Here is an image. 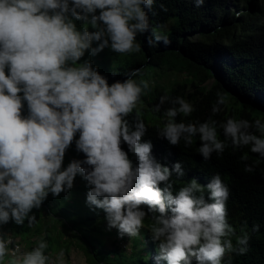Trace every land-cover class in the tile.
Listing matches in <instances>:
<instances>
[{
	"label": "clouds",
	"instance_id": "1",
	"mask_svg": "<svg viewBox=\"0 0 264 264\" xmlns=\"http://www.w3.org/2000/svg\"><path fill=\"white\" fill-rule=\"evenodd\" d=\"M152 2L0 0V223L12 219L23 225L27 219L31 226L36 216L29 213L39 209L49 193L58 197L65 188L71 189L79 174L89 188L87 203L106 213L109 228L118 229L120 238L137 236L145 217L154 221L150 232L154 241H160L157 264L160 260L167 264H193V260L196 264H222L226 252L236 249L229 238L235 235L227 220L229 189L221 177L216 175L207 186L214 203L205 201L204 188L196 180L176 195L171 183L162 189L160 184L170 181V169L152 157L150 141L141 142L147 131L145 123L140 120L130 130L126 119L148 83L128 79L109 85L90 61L75 66L93 41H102L93 54L109 47V39L111 50L118 54L139 52L137 33L148 29L142 5L150 8ZM73 21H84L83 30H77ZM88 24L97 30L90 33ZM153 35L156 41L170 42L156 30ZM148 42L151 44V39ZM69 62L73 66H68ZM141 71L133 69L125 75L137 76ZM217 96L218 103L224 104L225 96L220 92ZM25 101L27 117L22 115ZM175 103L179 107L166 111L167 123L159 133L171 145H178L182 136L186 145H192L199 134V153L205 159L214 151L222 154L229 139L234 149L250 146L252 153L264 158V123L260 120L253 125L248 120L227 119L219 124L225 137L222 141L215 120L176 123L178 114L188 117L194 109L180 97ZM155 110L159 111V106ZM219 111L213 106V114ZM253 126L259 136L248 131ZM77 133V150L86 158L61 170ZM122 142L128 151L122 149ZM129 152L138 159L135 167ZM180 167L177 163L175 170L179 172ZM141 205H146L147 211ZM254 230L258 231L259 225ZM2 240L0 260L7 251ZM248 240L247 234L237 237L238 254L247 252ZM46 248L47 243L41 240L14 264H47ZM62 257L63 252L57 258L60 264Z\"/></svg>",
	"mask_w": 264,
	"mask_h": 264
},
{
	"label": "trees",
	"instance_id": "2",
	"mask_svg": "<svg viewBox=\"0 0 264 264\" xmlns=\"http://www.w3.org/2000/svg\"><path fill=\"white\" fill-rule=\"evenodd\" d=\"M147 8L148 29L142 34L137 33L135 41L140 44L139 52L119 54L108 60L110 54L116 52L111 50L110 54L99 58L88 50L75 66L90 61L109 85L124 83L128 79L138 84L141 81L148 83L149 87L144 89L136 107L126 119L130 130H134V124L140 120L145 123L147 131L141 142L150 141L153 145L152 157L170 169V181L162 182L160 187L163 189L167 183H171L172 194L176 195L180 188L196 180L204 188L205 201L214 203L209 198L211 193L207 186L219 175L229 189L227 220L235 229V235L229 238L236 249L226 252L222 264H264V158L252 153L250 146L234 149L231 140H225L223 130L219 127L229 118L248 120L253 125L256 120L264 123V0H203L202 3L200 0H153L151 7ZM154 30L170 42L165 44L163 39L156 41ZM68 66L73 65L69 62ZM133 69L142 71L137 76L125 75ZM170 74L184 79L171 86L157 82ZM218 92L225 96L224 104L218 103ZM178 97L190 103L194 110L188 117L178 114L174 118L175 122L195 124L207 120L217 121L218 139L225 140L226 145L222 154L214 151L210 158L205 159L199 153L202 146L199 134L193 138L192 145H186L183 136L178 145H171L160 136V130L167 123L165 113L169 108L179 107L175 103ZM161 98H165L163 103ZM23 103L22 115L27 117V102ZM156 106H159V111L155 110ZM213 106L220 109L219 113L213 114ZM137 112L140 113L139 117ZM248 131L260 135L254 126ZM78 138L79 133L65 152L61 170L67 168L73 157L77 161L86 158L77 150ZM121 147L128 151V146L123 142ZM245 155L246 160L242 159ZM129 159L133 161L134 167L137 166L138 159L131 152ZM177 163L181 166L179 172L175 170ZM249 166L252 167L250 172L246 171ZM75 180L80 184L77 188L88 190L87 186L84 189L81 186L87 184L83 176L78 174ZM75 189L65 188L60 195L71 199ZM59 206L57 197L49 193L41 207L29 213L30 216H36V222L31 226L27 219L23 225L10 219L4 223L6 226H0H9L8 230L14 236L25 237L32 228L45 225L46 231L41 233L39 229L38 236L47 243L44 252L49 255L54 250L52 240L56 239L52 233L56 227L52 224L58 223L82 238L94 264H109L107 256L110 253L104 250L102 242L98 239L97 246L91 245L80 231L83 228L93 235L97 231V222L104 228L106 213L98 219L88 220L84 219L87 216L84 217L81 211H77L72 216L70 213L63 223L53 210ZM141 209L147 211V206L141 205ZM44 212H48L51 223L43 221ZM61 212L64 210L61 209ZM143 223L147 228L135 238V243H140L141 249L132 251L131 259L124 260L126 264H157L155 257L160 241H154L150 232L154 221L145 217ZM255 225H259L258 231L254 230ZM50 226L52 228L48 229ZM244 234L248 235L249 240L247 252L241 255L238 254L241 246L237 245L236 239ZM158 264L167 262L160 260Z\"/></svg>",
	"mask_w": 264,
	"mask_h": 264
},
{
	"label": "rangeland",
	"instance_id": "3",
	"mask_svg": "<svg viewBox=\"0 0 264 264\" xmlns=\"http://www.w3.org/2000/svg\"><path fill=\"white\" fill-rule=\"evenodd\" d=\"M77 30L82 31L85 27L84 21H77L76 23ZM80 26L82 27L81 29ZM102 26V25H101ZM88 31L94 32L97 29H93L90 24L87 25ZM107 38V37H105ZM102 43V41H93L91 48L89 49L91 53H93V50L97 49L99 44ZM111 42L109 41V47L104 48L102 51L96 52L95 54L97 57L101 58L104 54H110L111 53ZM118 53H112L110 54V58H115ZM108 62V61H107ZM105 63V62H103ZM175 74V73H173ZM173 74L165 76V78L161 80H157L158 83H165L168 86H171L174 82L183 80L184 78L181 76H175ZM151 83H153L151 81ZM84 156V154H83ZM77 161L75 157L72 158L73 161ZM80 185L76 180L73 182V189H75V193H71V199H67L62 195H59L57 197V201L60 202V206L58 208H54V212L57 213L56 215L62 220L63 223H65V219H68L71 213L81 211V213L89 218L88 220L98 219L99 217H102L104 214V211L102 209H97L94 206H91L87 203V194L89 191V188L87 184L81 185L84 188H88L86 191H82L80 188H77V186ZM77 192V193H76ZM85 197V200L83 198ZM61 209L64 210V212H61ZM48 213V212H47ZM46 212H44L42 219L45 222H50V217L47 215ZM60 214V215H59ZM83 219V220H84ZM51 223V222H50ZM97 231L92 235L88 234L84 231V229H80V231L83 233L84 237L89 241V244H93L94 246H97L98 239L102 242L103 248L106 252L110 253L107 257L109 259V264H126L127 261H124L125 259L129 261V258L132 255V251H140L141 245L140 243H135V238H138L139 235L134 237H129L128 235H124L123 238H120L118 229L116 228H109L108 221L106 220L104 222V225L102 228L101 223L97 222ZM0 225H5L4 223H0ZM56 227V230H53V237L56 239L52 240L53 245V252L49 253V255H46L49 259L47 261V264H60V260L57 258L59 257L60 253L63 252V257L61 258L63 264H94L93 259L91 255L88 253V247L83 243L82 238L76 233L73 234L71 231H67L65 226H62L60 224H52V226ZM6 226V225H5ZM9 228V226H7ZM8 228H4L3 226H0V241L3 237L9 236L12 237L7 243L11 244V240L14 243L12 247L6 248V254L2 260H0V264H14L17 260H22L23 255L27 252H30L32 249L38 246V243L42 240L38 236V230L41 233H44L46 231V226L43 225L41 228L34 227L30 232L26 234L25 237L22 236H14ZM52 228L51 226L48 228ZM147 228L145 223H143V227L141 228L139 234L143 232V229ZM45 251V250H44ZM131 259V258H130ZM193 264H196L195 260H193Z\"/></svg>",
	"mask_w": 264,
	"mask_h": 264
},
{
	"label": "built area",
	"instance_id": "4",
	"mask_svg": "<svg viewBox=\"0 0 264 264\" xmlns=\"http://www.w3.org/2000/svg\"><path fill=\"white\" fill-rule=\"evenodd\" d=\"M11 239V237H7L5 239H3L2 241L5 243V247L9 248L10 246L12 247L14 244H17V243H14L12 240H11V244H8L7 242Z\"/></svg>",
	"mask_w": 264,
	"mask_h": 264
},
{
	"label": "water",
	"instance_id": "5",
	"mask_svg": "<svg viewBox=\"0 0 264 264\" xmlns=\"http://www.w3.org/2000/svg\"><path fill=\"white\" fill-rule=\"evenodd\" d=\"M143 10L147 13L148 11L147 5H143Z\"/></svg>",
	"mask_w": 264,
	"mask_h": 264
}]
</instances>
